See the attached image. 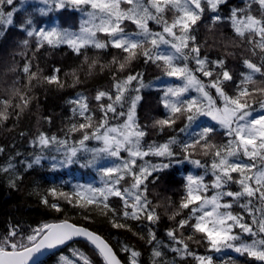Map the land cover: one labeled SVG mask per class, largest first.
Here are the masks:
<instances>
[{
  "label": "snow or ice",
  "instance_id": "1",
  "mask_svg": "<svg viewBox=\"0 0 264 264\" xmlns=\"http://www.w3.org/2000/svg\"><path fill=\"white\" fill-rule=\"evenodd\" d=\"M227 2L39 0L43 7L35 11L42 16L72 10L82 19L78 30L38 27L30 15L17 25L26 38L19 42L21 51L16 53L21 60L13 59L7 69L15 79L0 93V127L13 120L15 128L33 102L38 104L35 88L46 92L50 88H75L107 69L110 85L98 88L94 96L78 91L68 98L71 114L65 118L62 134H49L38 127L28 142L39 149V154L31 161L22 159L18 163L26 171L48 159L44 153L50 150L62 156L59 160L51 157L52 170L80 163L81 153H91L82 167H95L104 158L119 161L98 168L102 177L99 186L75 184L69 191L62 185L49 187L40 195L45 207L60 213L64 211L63 202L89 213L85 220L98 211L113 229L129 231L151 246L150 264H177L166 258L164 249L175 253L180 261L192 257L195 264H247L230 255L219 259L213 255L227 250L264 264V0H241L225 16L221 9ZM17 11L15 0H0V37L13 25ZM129 24L134 27L129 28ZM201 25L213 37L219 32V39L212 44L207 38L201 41ZM224 27L231 29V36L224 34ZM220 45L223 55L210 58L205 50ZM61 46L82 57L79 65L71 72L52 66L50 74H45L37 62L38 54L42 49ZM109 49L114 51L111 60H106ZM229 57L240 60L243 70L238 75L229 67ZM141 61L143 65H154L162 76L181 81L161 89L159 104L164 114L154 118L151 125L141 124L137 114L143 90L151 87L144 83V71L136 68ZM82 72L85 79H81ZM191 92L196 95H188ZM201 116L214 121L227 139L217 142L215 125H196ZM40 120L52 124L51 116H41ZM149 128L178 134L162 143L147 142ZM27 135L19 133L21 138ZM90 141L98 146L90 147ZM5 151L0 145V154ZM19 156L17 151L0 165V173L11 175L8 183L12 188L22 179L15 161ZM202 157H208L211 163ZM146 158L158 159L153 162ZM182 164L204 169V175L184 177L178 202L171 196L160 198L153 192L160 174ZM209 171L210 183L205 181ZM158 198L161 202L154 203ZM237 205L242 211L235 210ZM161 207L166 213L171 210L168 220L172 223L165 230L170 244L157 236ZM128 221L138 222L147 234L143 228L134 230ZM244 236L250 240H244ZM77 238L92 246L102 264H143L141 252L134 246L121 245L120 251L127 254V260L122 261L105 238L68 219L42 223L27 234L18 225H10L0 235V264H44L46 253ZM190 243L205 247L208 254H198ZM70 251L75 259L61 255L59 264H93L78 249Z\"/></svg>",
  "mask_w": 264,
  "mask_h": 264
},
{
  "label": "trees",
  "instance_id": "2",
  "mask_svg": "<svg viewBox=\"0 0 264 264\" xmlns=\"http://www.w3.org/2000/svg\"><path fill=\"white\" fill-rule=\"evenodd\" d=\"M25 0H15V3L20 5ZM241 4V0H228L227 4L222 6L221 14L227 16L232 7ZM28 6V5H27ZM21 10L17 11L14 18L15 22L10 25L3 37H0V93L8 87L12 80L15 79V74L8 72L7 69L11 67L13 59L20 61L21 58L16 55L21 48L19 42L23 40L25 34L21 32L17 25L25 19L23 15H20ZM60 15V12H58ZM61 17V16H60ZM17 18V19H16ZM37 26L44 20V16L38 15L32 17ZM65 22V19H63ZM69 21V18L66 22ZM150 26L154 23L149 22ZM131 26L129 28H133ZM156 29L157 26H155ZM8 30L10 33L8 34ZM226 36H231L232 32L229 27H224L222 29ZM219 32L213 37L208 30L201 25L199 38L204 41L207 38V42L212 44L214 40L219 39ZM231 51H237L236 49H229ZM93 50H89V54H92ZM114 50L109 49V54L105 55L106 60H111V54ZM210 58L215 59L217 56L223 55V45L219 47H214L211 49H206ZM81 58H77L75 54L67 48V46H61L56 50H49L47 48L42 49L38 54V63L40 67L45 69V74H50L52 66L61 67L63 71L71 72L73 68H76L80 63ZM22 63V61H21ZM230 68H232L237 75L243 70L242 64L239 59L228 58L227 61ZM137 70L144 71V83L150 84L151 87L143 90L144 99L141 105L137 109V114L139 122L141 124L151 125L154 118L162 117L164 114L163 107L159 104V97L162 94V86L156 85L158 81L156 77L161 75L159 69L154 65H143L142 61L136 65ZM107 69L104 73L97 72V74L92 77H88L86 83L77 85L75 88H66L64 90H56L55 88H50L47 92L44 88L37 87L34 89V93L37 97L38 104L36 101L33 102L31 110L27 111L20 119L19 123L15 128H13V123L15 121L10 120L3 127H0V145L5 146L6 151L0 154V165L5 164L8 157L15 156V153L19 151L21 156L16 157L17 170L22 176V179L17 182V187H9V179L11 175H5L0 173V235L6 233L10 225H18L23 229L24 233L31 228H35L42 223H49L52 221H59L68 219L69 221L85 225L91 230L102 235L116 250L117 254L123 261L127 260V254L120 251L121 245L127 243L134 246L136 250L141 252V261L143 264H150V253L151 246L146 244L143 240L138 237L133 236L131 232L121 229H113L111 225L107 222L106 218L101 215L98 211L92 212L91 219L85 220L84 216L89 215V213L84 212L79 208H73L71 205L64 204L62 202L64 211L57 213L50 208L45 207L41 203L40 195L44 194L46 190L53 186L54 184L62 185L65 191H69L75 181L79 179H84L90 173L89 167H82L81 163H76L69 165L67 167L58 168L56 170L51 169V164L49 159L41 160L39 165H34L32 168L25 171L24 166L20 165L19 160L31 161L36 155L39 154V149H34L29 144V139L32 134H34L39 127L41 130H45L51 133L62 134L60 130L64 126L65 118L69 116L70 107L66 103V100L75 95L78 91H83L85 94L95 95L98 88H104L110 85V78L107 75ZM81 79H85V73H80ZM160 80V79H159ZM68 82L71 83V77L68 78ZM214 91V90H213ZM93 106H95V101H92ZM99 115V113H97ZM41 116H51L52 124L49 125L46 121L40 120ZM39 121V122H38ZM116 123V121H113ZM208 125H215V122H207ZM179 126H183V122H180ZM216 140L217 142H223L227 138L223 135V129H220L218 125ZM9 129H12L9 131ZM23 131L28 133L27 136L21 138L19 133ZM149 135L145 138L147 142H164L169 136L177 135L170 130H165V132H159L157 129L149 128ZM183 136V134H179ZM97 145L96 141H90L89 146ZM60 155V153L55 152ZM127 154H125L126 156ZM84 154H79V159L83 160ZM152 159L155 162L158 158H146ZM202 159L211 161L208 157H202ZM204 169L195 168L190 164L174 165L172 168L165 170L160 174L159 185L154 188V193H159L160 198L165 196H171L173 200L179 201L180 195L183 193V183L184 177L189 174V172L195 175H204ZM212 179L211 172L209 171L205 175V181L210 183ZM235 190L236 186L232 185ZM211 191L207 194L210 196ZM161 199H154V203H160ZM114 203H118L114 201ZM161 213V222L156 229L158 239H161L165 244H170V241L165 235V230L171 226V221L168 220V214H170V209L168 213L165 212V207L158 209ZM236 211H242L239 206H235ZM130 225L133 226L134 230H140L143 228L144 234H147V229L142 225H139L136 221H128ZM238 232L239 229H236ZM187 234V233H186ZM244 240L249 241L250 238L247 236L243 237ZM71 245H77L81 250L92 260L93 264H102L101 258L95 253V250L90 244L85 240H74L70 245L61 249L60 251H68ZM190 247L196 251L198 254H208L206 248L203 246H197L194 243H190ZM166 252V258L170 261L175 260L177 264H195L192 257H186L184 261H180L179 257L175 253L164 249ZM60 252H54L43 258L44 264H54L57 255ZM214 257L222 258L226 255H230L240 261H247V264H258L254 260H249L246 256L240 257L238 254L232 251H227L220 254L213 253Z\"/></svg>",
  "mask_w": 264,
  "mask_h": 264
},
{
  "label": "rangeland",
  "instance_id": "3",
  "mask_svg": "<svg viewBox=\"0 0 264 264\" xmlns=\"http://www.w3.org/2000/svg\"><path fill=\"white\" fill-rule=\"evenodd\" d=\"M15 6H16L18 11L21 10L19 14L23 15L24 18H27L29 15L31 17L40 15L39 12L35 11V10L39 9L40 7H43V5L39 3V0H25L20 5L15 3ZM124 6L127 7V5H124ZM58 12H60V15L58 14ZM15 14L16 13H14V16H15ZM14 16H13V20L15 22ZM43 16L45 18L39 24L38 27H55V26H59V27L70 28L71 30H78L80 20L82 19V16H81L80 13L72 11V10L53 11V12H50L47 15H43ZM68 18H69V21L66 22V20ZM63 19H65V22H64ZM131 26L132 25L129 24V27H131ZM155 26L156 25L153 24L150 27H152L153 29H156ZM156 30H158V29H156ZM9 33H10V30H8V34ZM180 83H181V81H179V80H177L175 78L162 77V78H160V80H158L156 82V85L162 86L164 88V87H166L168 85L175 86V85H179ZM188 95L195 96L196 93L195 92H191ZM207 122H211L212 123L213 121L210 118H208V117L201 116L196 121V125L209 126ZM196 125H194V127H196ZM95 146H98V145H95ZM90 147H94V146H90ZM83 154H84L83 160L79 159L81 164L85 163L88 159L91 158V153H87V154L83 153ZM125 154H127V153H123L124 156H125ZM44 155L49 157L48 159L50 160V163H53V161L51 160L52 156H56L58 160L62 158V156L56 154L54 150L46 151L44 153ZM114 162L118 163L119 161H114L113 158L101 159L97 163V165L95 167H89L90 173L87 175V177H85L84 179L76 180L75 184H92V185H95V186H99L100 183H101L102 177H101V175L98 172V168L110 166ZM189 174L195 175L192 172H189ZM70 249H72V250L78 249L79 251L83 252L81 250V248L78 247L77 245H71L68 248V251L66 250V251L60 252L57 255V258H56V261L54 262V264H59V257L61 255L67 256L70 260L75 259V257L72 256V253H71ZM227 251H231V250H227Z\"/></svg>",
  "mask_w": 264,
  "mask_h": 264
},
{
  "label": "water",
  "instance_id": "4",
  "mask_svg": "<svg viewBox=\"0 0 264 264\" xmlns=\"http://www.w3.org/2000/svg\"><path fill=\"white\" fill-rule=\"evenodd\" d=\"M60 221H62V220H59V221H52V222H49V223H58V222H60ZM70 223H73V222H71V221H69ZM74 224H76V223H74ZM77 225H80V226H85V225H81V224H77ZM85 227H87V226H85ZM90 229V228H89ZM91 230V229H90ZM93 231V230H92ZM95 232V231H94ZM100 235V234H99ZM102 236V235H101ZM103 237V236H102ZM104 238V237H103ZM75 240H81V238H77V239H75ZM74 241V240H73ZM70 242H72V241H70ZM69 242V243H70ZM68 243V244H69ZM111 245V244H110ZM112 246V245H111ZM65 246L64 245H62V246H60L58 249H54V250H52V251H50V252H48V253H46L45 254V256H47L48 254H50V253H53V252H55V251H58V250H60V249H62V248H64ZM113 247V246H112ZM114 249V248H113ZM115 250V249H114ZM116 251V250H115ZM44 256V257H45ZM119 256V255H118ZM43 257V258H44ZM120 257V256H119ZM42 258V259H43ZM122 260V259H121ZM123 261V260H122Z\"/></svg>",
  "mask_w": 264,
  "mask_h": 264
}]
</instances>
